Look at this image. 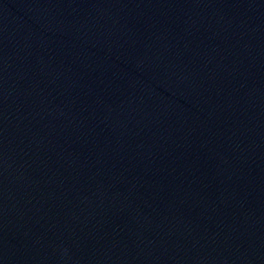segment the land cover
<instances>
[{
    "label": "water",
    "instance_id": "water-1",
    "mask_svg": "<svg viewBox=\"0 0 264 264\" xmlns=\"http://www.w3.org/2000/svg\"><path fill=\"white\" fill-rule=\"evenodd\" d=\"M0 264H264V0H0Z\"/></svg>",
    "mask_w": 264,
    "mask_h": 264
}]
</instances>
